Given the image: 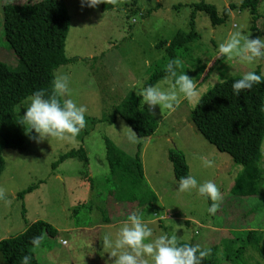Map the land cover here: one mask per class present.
I'll list each match as a JSON object with an SVG mask.
<instances>
[{
	"label": "rangeland",
	"instance_id": "1",
	"mask_svg": "<svg viewBox=\"0 0 264 264\" xmlns=\"http://www.w3.org/2000/svg\"><path fill=\"white\" fill-rule=\"evenodd\" d=\"M29 1L32 0H0V24L4 2ZM111 1L106 11L103 3L89 8L82 7L81 0L65 2L71 19L66 55L76 61L60 67L55 75L69 77L70 98L87 110L86 127L74 140L46 138L39 143L32 139L36 133L29 131L25 150L1 151L4 168L0 188L6 198L0 199V239L15 237L31 224L44 221L58 233L54 239L44 238L36 249L40 264H105L109 254L103 248L104 235L111 234L115 239L121 222L138 211L153 228L154 236L175 233L178 241L209 249L219 246L218 264H264L263 254L257 255L245 236L246 230L264 231V181L258 196L244 198L232 193L243 168L206 141L190 120L203 94L221 83L212 80L213 73L222 82L258 68L264 73V59L249 63L237 57L228 59L217 51L230 31L239 30L250 38L264 37V0L258 8L261 17H254L249 9H240L242 0ZM201 1L215 5L219 14L230 4H236L237 8L231 11L225 24L217 27L212 26L204 13H198L197 33L176 49L177 58L182 61L181 70L196 82L198 96L188 101L178 93L175 111L158 105L149 109L142 104L156 117L159 129L151 138L138 137L139 143L128 144L127 129L122 128L129 126L122 118L118 117L112 125L102 119L110 117L119 104L117 101L129 92L140 95L154 67H165L162 59L166 48L159 44L172 41L179 30L189 31L190 5ZM176 5L181 7L173 8ZM158 7L148 16V10ZM0 29V60L15 68L17 59L3 39L2 26ZM171 84V80L164 79L157 85L168 90ZM26 103L16 109L22 116ZM105 139L131 157L143 143L140 153L145 186L156 195L154 203L142 207L140 198L136 201L119 198L116 182L120 176L111 174ZM1 144L0 139V149ZM80 149L87 154L88 166L84 167L79 158L54 165L62 155ZM176 150L184 153L190 174L198 183L211 180L218 186L221 200L214 215L207 212L211 201L199 196L195 189L178 190L179 181L169 160V153ZM262 152L264 168V143ZM202 157L212 160L213 166L205 167ZM167 210L171 211L169 218ZM245 219L248 222L243 226ZM226 244L234 245L236 252L243 247V255L229 259L223 254ZM261 246L264 247V241ZM0 264H6L1 255Z\"/></svg>",
	"mask_w": 264,
	"mask_h": 264
},
{
	"label": "trees",
	"instance_id": "2",
	"mask_svg": "<svg viewBox=\"0 0 264 264\" xmlns=\"http://www.w3.org/2000/svg\"><path fill=\"white\" fill-rule=\"evenodd\" d=\"M262 1L242 0L239 7L251 10L254 17H261L258 15V8ZM65 2L66 0H32L26 3L4 2L2 5L1 32L18 64L17 67L11 68L0 60V139L2 141L0 153L3 149L14 151L26 149L29 131L25 129L26 125L19 123L22 115L17 112V107L26 102L35 90L44 89L46 95L51 94V81L56 71L76 61V59H69L66 55L71 19ZM111 5V0H105L102 5L103 11L109 9ZM179 7L181 5L173 8ZM190 8L189 31L179 30L172 41L159 44L166 48V54L162 59L164 65L169 59L177 58L176 49L184 46L188 38L197 33L195 20L198 13L202 12L208 16L213 27L225 24L230 15L226 14V8L222 14H219L215 5L205 1L191 4ZM236 8V4H230L227 9L233 11ZM156 10H159V7L148 10V16ZM255 72L261 74V68ZM165 75L164 67H154L147 75L144 87L157 85L165 79ZM239 77H231L204 93L192 110L190 120L206 141L220 152L228 154L234 164L243 168L231 191L237 196L249 198L260 194V187L264 181V168L262 167L264 83L253 85L252 89L244 90L237 96L232 92L231 83ZM117 103L119 104L114 108L112 115L102 121L112 125L120 117L137 137L144 140L156 134L159 129L157 119L151 110L142 107L143 102L140 95L129 92ZM105 144L106 160L111 174L118 173L120 176L116 182V192L119 198L129 201H136L140 198L142 207L154 203L157 200L156 195L148 189V186L147 188L145 186L140 153L143 143L140 144L138 152L133 157L122 152L109 139H105ZM70 158H79L84 167L89 164L86 152L80 149L62 155L54 165L57 166ZM169 160L178 181L181 177L190 174L189 165L182 151H171ZM3 168L4 161L0 156V173ZM148 197L151 199L146 202ZM247 222L245 219L243 226ZM57 233L58 231L52 225L37 221L19 235L1 239L0 255L6 264H19L20 257L23 255L31 257V264H40L36 253L37 248L31 244V238L40 236L42 243L44 238L54 239ZM245 236L249 240L248 246L252 247L257 255L262 256L263 254L264 256V247L261 246L264 241V231L259 228L246 230ZM234 241L237 243L236 239ZM178 243L195 245L192 242L181 240ZM233 246L228 244L224 246L223 254L229 259L230 257L236 258L237 255L242 256L244 253L243 247L236 252ZM210 249V255L204 258L202 264H218L219 246ZM240 264H247V262H240Z\"/></svg>",
	"mask_w": 264,
	"mask_h": 264
},
{
	"label": "clouds",
	"instance_id": "3",
	"mask_svg": "<svg viewBox=\"0 0 264 264\" xmlns=\"http://www.w3.org/2000/svg\"><path fill=\"white\" fill-rule=\"evenodd\" d=\"M103 0H81L82 7L95 8ZM226 14H231L230 9H225ZM218 54L228 59L237 57L249 63L264 59V37L250 38L241 31H230L226 39L218 45ZM182 61L179 58L169 59L164 67L165 79L171 80L168 90L158 85H147L140 92L143 104L151 109L153 106H162L169 111H175L178 104V93L185 100L197 97L199 90L193 78L181 70ZM212 80L220 81V77L212 74ZM264 83V73L255 71L243 73L231 83L234 95H239L244 90L252 89L253 85ZM51 94L46 95L44 89L35 90L28 97L25 111L20 119V124L26 125V131H34L32 139L39 143L44 139L55 138L58 141L74 140L86 127V108L78 105L71 97L69 77L67 75H54L51 81ZM127 129L125 139L130 145L139 143L137 135L131 128ZM205 167H212L213 161L201 158ZM195 189L197 194L211 201L207 212L214 215L219 207L221 194L218 186L211 180L198 183L191 175L179 179L178 190L190 192ZM6 198L4 189L0 188V199ZM42 237L34 236L31 244L34 248L40 247ZM103 248L109 254L105 264H202L204 258L211 253V249L202 248L199 244H179L175 233L162 232L154 236L153 228L145 221L138 211L131 212L121 222L115 239L111 234H105ZM112 258H115L114 260ZM19 264H31V257L23 255Z\"/></svg>",
	"mask_w": 264,
	"mask_h": 264
},
{
	"label": "crops",
	"instance_id": "4",
	"mask_svg": "<svg viewBox=\"0 0 264 264\" xmlns=\"http://www.w3.org/2000/svg\"><path fill=\"white\" fill-rule=\"evenodd\" d=\"M170 214H171V213H170V210H167V211H166V215H167L166 218H169ZM154 217H157V215L155 214ZM160 219L162 220L163 217H160L159 220H160ZM154 222H156V221H154ZM0 240H1V239H0Z\"/></svg>",
	"mask_w": 264,
	"mask_h": 264
}]
</instances>
